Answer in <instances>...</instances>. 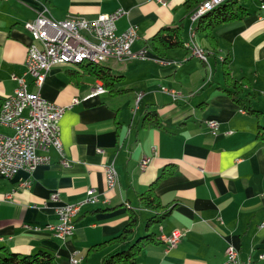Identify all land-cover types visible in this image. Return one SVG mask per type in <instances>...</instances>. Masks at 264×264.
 Here are the masks:
<instances>
[{"label":"crops","instance_id":"1","mask_svg":"<svg viewBox=\"0 0 264 264\" xmlns=\"http://www.w3.org/2000/svg\"><path fill=\"white\" fill-rule=\"evenodd\" d=\"M185 1L0 0V98L14 90L11 72L24 69L31 35L22 21L44 7L57 20L94 18L122 7L125 12L116 20V30L135 24L138 37L131 48L144 51V57L105 59L102 63L120 75L115 89L86 98L99 78L69 65L73 63L51 66L40 94L59 104L79 99L58 121L69 164L63 165L50 147L48 163L19 169L9 177L0 174V246L19 253L48 250L57 264H101L118 244L91 246L117 234L129 208L137 214L136 234L145 232V220L155 211L140 206L137 195L165 168L155 193L171 210L151 224L155 240L141 247L133 264H221L229 243L242 259L250 258L249 264H264V255L259 256L264 254V141L255 136L263 116L248 113L222 88L221 63L224 56L231 57L232 74L243 79L254 106L264 113L261 0H238L246 13L217 24L212 36L192 23L193 40L206 51L207 61L188 48L191 14L204 0H198L190 14ZM179 23L185 46L155 53L151 36L163 25ZM161 86L181 95L174 99ZM29 89L37 86L30 82ZM147 110L156 111L161 125L143 123ZM208 119L218 121L216 132L208 127ZM0 131L12 129L0 124ZM109 162L118 173L113 188L105 184L103 164ZM89 186L99 200L82 204L73 233L62 239L44 227L57 222L58 204L83 199ZM53 192L58 199L51 198ZM174 229L182 231L181 238L167 248L159 234ZM71 256L78 262H71Z\"/></svg>","mask_w":264,"mask_h":264},{"label":"built area","instance_id":"2","mask_svg":"<svg viewBox=\"0 0 264 264\" xmlns=\"http://www.w3.org/2000/svg\"><path fill=\"white\" fill-rule=\"evenodd\" d=\"M219 0H212L210 4ZM202 6L200 10L205 8ZM259 17L264 19V0L260 1ZM44 7L36 15L22 21V25L29 31L31 40L27 43L24 69L13 71L10 76L15 81L12 93L5 96L0 106V124L10 127L12 132L0 131V174L11 176L19 169L32 170L40 163H48L51 159L48 149L53 147L63 165H68L63 144L60 138L59 118L63 112L78 102L73 97L67 104H59L42 96L39 87L45 80L51 66L64 61H73L79 53H90L102 59L112 57L116 60H126L132 57H144V51L134 52L132 43L138 37L137 26L129 24L122 31L116 30V20L125 12L122 7L99 13L94 18L84 16H69L65 19H54L47 14ZM194 19V18H193ZM189 28V38L193 44V54H205L206 51L197 46L193 40L192 21ZM79 65V64H78ZM30 77V81L29 78ZM30 82L37 86L30 90ZM161 90L177 98L181 92L166 86ZM107 91L106 86L98 80L90 92L83 98ZM142 92L138 93L140 96ZM207 125L214 133L218 129V121L208 119ZM101 150V149H99ZM148 157L142 159V167L146 165ZM105 184L113 188L118 182V173L113 162L103 164ZM51 198L58 199V193H51ZM99 200L96 189L86 188V196L76 202L60 203L55 207L58 220L45 224L55 236L64 239L73 233L74 217L85 202L96 203ZM25 227L39 229L38 225L23 223ZM182 231L172 230L170 233H160L167 248L175 246L180 240ZM221 264H249V257L242 259L237 247L227 244ZM263 253L259 256L263 257ZM73 263L78 262L75 256L70 257Z\"/></svg>","mask_w":264,"mask_h":264},{"label":"trees","instance_id":"3","mask_svg":"<svg viewBox=\"0 0 264 264\" xmlns=\"http://www.w3.org/2000/svg\"><path fill=\"white\" fill-rule=\"evenodd\" d=\"M196 2H198V0L185 1L184 4L188 14L191 13ZM246 11V7L242 3H239L238 0H225L202 13L200 15L201 17L199 16L195 21L194 28L204 32L208 36H212V30L217 24L240 18ZM181 30L182 23L175 26L163 25L151 36L149 45L153 51L159 55H163L169 48L185 46ZM221 63L224 77V86H222V88L248 113L263 116V120L257 124L255 136L257 139L264 141V113L254 106L251 93L244 89L243 79L235 77L232 74L230 67L231 57L228 55L224 56ZM79 66L99 78L108 91L115 89L113 85L120 75L113 73L109 66L102 62L94 63L90 61L79 63ZM70 74H72V72H70ZM118 91H120V89H118ZM2 100L3 98H0V106ZM142 120L143 123L154 122L158 126L161 125V121L158 119L155 110L145 111ZM164 169L165 168L160 171L157 177L152 180L145 190L139 192L137 195L140 206L155 211L145 220V232L138 235L136 234L135 230L138 225L137 214L133 208H129L127 220L120 231L112 237L91 246V248H96L105 243L118 244L116 248L102 257L101 264H133L141 247L155 240L154 232L150 231L151 224L160 221L171 210V206L162 204L158 195L155 193V184L164 175ZM0 264L57 263L54 259V255L48 250L39 249L30 253H19L5 246H0Z\"/></svg>","mask_w":264,"mask_h":264},{"label":"bare ground","instance_id":"4","mask_svg":"<svg viewBox=\"0 0 264 264\" xmlns=\"http://www.w3.org/2000/svg\"><path fill=\"white\" fill-rule=\"evenodd\" d=\"M212 0H204L200 6L197 7V9H195V11L192 12L191 14V19H193L192 23H194L197 18L204 13L206 10L211 9L213 7H215L216 5L220 4L221 2L225 1V0H219L217 2H214L212 4L211 3ZM202 6H206L205 8H203L202 10H200V8ZM201 17V16H200ZM194 27V26H193ZM194 34V31H193ZM189 43V42H188ZM188 48L193 52V44L190 43L188 44ZM198 57H200L201 59H203L204 61H207L208 58H206L205 54H197ZM105 59L100 58L97 55H91L90 53H79L77 55L74 56V62L73 61H64L62 63L59 64H68V63H73V64H79L82 62H94V63H100L103 62ZM250 260V258H249Z\"/></svg>","mask_w":264,"mask_h":264},{"label":"rangeland","instance_id":"5","mask_svg":"<svg viewBox=\"0 0 264 264\" xmlns=\"http://www.w3.org/2000/svg\"><path fill=\"white\" fill-rule=\"evenodd\" d=\"M70 66H72V67H77L78 66V64H69ZM133 101H130V105H133V103H132ZM124 107V109H127V106H126V104H125V106H123ZM137 227H138V225H137ZM137 227H136V230L135 231H137ZM138 234H140V233H137V235ZM142 234V233H141Z\"/></svg>","mask_w":264,"mask_h":264}]
</instances>
